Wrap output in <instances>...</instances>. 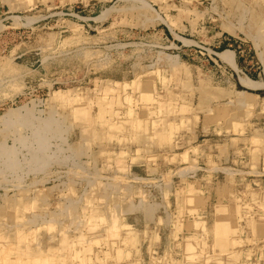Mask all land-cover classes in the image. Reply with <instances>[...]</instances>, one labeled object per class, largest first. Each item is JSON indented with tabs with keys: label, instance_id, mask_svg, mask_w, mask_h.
Masks as SVG:
<instances>
[{
	"label": "rangeland",
	"instance_id": "obj_1",
	"mask_svg": "<svg viewBox=\"0 0 264 264\" xmlns=\"http://www.w3.org/2000/svg\"><path fill=\"white\" fill-rule=\"evenodd\" d=\"M144 1L0 0V264H264V0Z\"/></svg>",
	"mask_w": 264,
	"mask_h": 264
},
{
	"label": "crops",
	"instance_id": "obj_2",
	"mask_svg": "<svg viewBox=\"0 0 264 264\" xmlns=\"http://www.w3.org/2000/svg\"><path fill=\"white\" fill-rule=\"evenodd\" d=\"M139 3H140V5L142 4V3H144V7L145 8H147L148 9V3H146L144 0H141L142 1V3H141V1H139V0H137ZM232 18H235L234 16L232 17ZM237 18V17H236ZM238 19V18H237ZM240 20V19H239ZM237 23V22H236ZM237 28V27H236ZM236 28H232V27H230V26H227V28H225V29H227L228 31H233L234 29H236ZM223 51H227V54H225V55H223ZM218 55L222 58V60H224L225 62H227V63H229L231 66H234V67H232V68H236V66H235V60H234V52L233 51H231V50H229V49H224V50H222V51H220L219 53H218ZM232 56V57H231ZM233 59V60H232ZM243 82H245V84L243 83ZM239 83L241 84V85H243L244 87H248V88H257V87H259V86H261V85H263V83H255L253 80H251L250 78H248L247 76H240L239 77ZM245 93V92H244ZM246 94H250V93H247L246 92Z\"/></svg>",
	"mask_w": 264,
	"mask_h": 264
},
{
	"label": "bare ground",
	"instance_id": "obj_3",
	"mask_svg": "<svg viewBox=\"0 0 264 264\" xmlns=\"http://www.w3.org/2000/svg\"><path fill=\"white\" fill-rule=\"evenodd\" d=\"M227 54V51H223V55ZM232 57V56H231ZM233 60V59H232ZM234 67V66H232ZM245 84V82H243ZM246 85V84H245Z\"/></svg>",
	"mask_w": 264,
	"mask_h": 264
}]
</instances>
